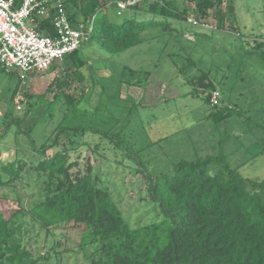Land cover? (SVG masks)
<instances>
[{
    "label": "trees",
    "instance_id": "16d2710c",
    "mask_svg": "<svg viewBox=\"0 0 264 264\" xmlns=\"http://www.w3.org/2000/svg\"><path fill=\"white\" fill-rule=\"evenodd\" d=\"M69 1L72 6L79 5V12L84 16L80 23L85 24L84 28L95 17L93 31L86 42L106 54L115 55L136 46L144 41L145 33L157 30L161 35L168 33L176 44L188 43L181 49L188 54L184 63L191 66L193 52L206 51V46L216 50L214 38L220 31L231 28L238 30V36L233 31H230L233 34L227 33L231 46L223 48L229 52L232 62L240 55L243 64L247 58H253L264 68V40L243 37L234 0H140L120 13L118 0H111L113 8L109 10L110 0H64L70 20L77 26L80 24L78 10L69 8ZM115 9L117 18L111 15ZM211 11L216 25L207 29L210 34L199 32L204 29L202 23H209ZM191 15L198 23L189 20ZM230 16L233 20L228 23ZM40 27L53 31L50 19L42 21ZM187 31L196 38H187ZM81 48L64 60L70 59L72 64L63 86L71 80L83 82L89 78L88 56L81 55ZM53 66L56 68L57 64ZM127 69L124 78L129 77L119 79L118 91L123 82L140 83L142 73L145 80L141 85L145 88L150 83V70ZM218 70L211 75V70L199 68L200 73L191 76L200 85L206 81L204 90L209 92L210 103L212 93L219 89L217 83L225 84L231 73L228 66L221 75ZM23 94L25 98L21 102L30 97L27 92ZM127 98L132 103L129 108L132 114L138 103L130 96ZM58 100L64 104L63 117L47 142L36 146L32 136L34 124L25 131L36 147L34 160L18 158L0 169L1 188L18 189L30 174L45 177L39 196L29 207L25 204L26 195L20 192L18 208L11 215L0 211V264H45L49 258L45 254L35 256L25 243L30 231L26 228L27 217L46 230L68 223L80 227V245L89 252L91 264H264V179L243 176L239 167L232 166L222 153L181 160L173 173L155 178L136 168L147 179L149 195L161 217L153 223L133 227L109 189L99 181L95 168L88 164L85 172L77 169L80 163L71 160V149L61 141V136L69 133L95 135L102 140L120 138L127 123L120 126L119 118L101 113L98 107H82L84 96L74 97L61 88L53 101L42 95L30 103L27 111L34 106L37 111H46L47 107L43 106L42 110L40 106L45 103L49 108L53 106L54 112ZM216 107L212 105L208 114L215 122L227 120L234 109L231 105L218 110ZM13 120L20 123L22 119L12 117L10 121ZM84 143L90 140L85 138ZM96 147L101 146L97 143Z\"/></svg>",
    "mask_w": 264,
    "mask_h": 264
},
{
    "label": "rangeland",
    "instance_id": "374dc122",
    "mask_svg": "<svg viewBox=\"0 0 264 264\" xmlns=\"http://www.w3.org/2000/svg\"><path fill=\"white\" fill-rule=\"evenodd\" d=\"M234 5L243 37L264 40V0H234ZM70 7L75 10L71 1ZM112 8L110 0L107 9ZM180 8L183 9V5ZM111 15L118 17L116 9ZM81 16L83 21L84 16ZM228 20L231 22L233 16ZM208 22L209 27L196 30L210 34L207 29L216 25L212 11ZM227 33L238 36L236 29L220 31L213 40L216 50L209 46L206 51L196 50L192 53L191 66L184 63L188 54L181 49L188 43L176 44L168 33L161 35L157 30L145 33L143 42L115 55L86 42L81 55L88 56L89 78L83 82L71 80L64 86L63 80L72 64L70 59L56 61V68L52 66L43 73H33L21 84L16 71L9 73L0 68V169L18 158L34 160L36 147L25 133L32 124L36 146L41 147L54 135L63 117L62 101L56 102L54 112L51 111L53 106L49 108L45 103L40 106L42 110L43 106L47 107L46 111H37V106L27 110L31 108L30 103L42 95L53 101L61 88L74 97L84 96L82 107H98L101 113L119 118L120 126L127 123L120 138L102 140L95 135L69 133L62 135L61 141L71 149V160L80 163L77 169L85 172L88 164L95 168L99 181L109 189L133 227L153 223L161 217L149 195V183L143 173L154 178L166 176L174 172L181 160L222 153L232 166L239 167L243 176L264 179V68L253 58H247L243 64L240 55L232 62L229 52L223 48L231 46ZM185 35L192 40L196 38L188 31ZM227 66L231 73L225 84L217 83L221 94L216 108L231 105L234 109L227 120L215 122L208 118L212 105L207 98L208 90H204L206 81L200 85L191 76L200 73L199 68L211 70V75L219 69L221 75ZM127 68L150 70V83L145 88L141 85L145 80L142 73L140 83L123 82L118 91V81L124 78ZM20 90L30 97L20 103L22 108L18 110L14 97ZM127 96L138 103L132 114L129 109L132 103ZM12 117L22 120L20 123L10 121ZM85 138L90 143H84ZM97 143L101 147H96ZM44 179L30 174L18 189L0 187V211L11 215L18 208L20 192L26 195L25 204L29 207L39 196ZM27 220L26 228L30 231L25 243L35 256L49 255L45 264H91L87 257L89 252L80 245V227L68 223L46 230L28 217Z\"/></svg>",
    "mask_w": 264,
    "mask_h": 264
},
{
    "label": "built area",
    "instance_id": "2783aa9c",
    "mask_svg": "<svg viewBox=\"0 0 264 264\" xmlns=\"http://www.w3.org/2000/svg\"><path fill=\"white\" fill-rule=\"evenodd\" d=\"M140 0H118L119 13L129 4ZM50 19L53 31L41 29L42 21ZM198 23L193 16L189 18ZM95 17L90 25H74L66 10L64 0H0V68L5 72L16 71L26 83L33 73H43L58 60L80 49L93 31ZM209 27L207 22L202 23ZM21 90L14 102L21 108L24 99ZM220 91L211 95V104L220 102Z\"/></svg>",
    "mask_w": 264,
    "mask_h": 264
},
{
    "label": "crops",
    "instance_id": "0c3cea01",
    "mask_svg": "<svg viewBox=\"0 0 264 264\" xmlns=\"http://www.w3.org/2000/svg\"><path fill=\"white\" fill-rule=\"evenodd\" d=\"M74 7H75V6H74ZM75 10H78V14H77L78 16H77V17H78V19H79V23H80V22H82V16H81L82 14L79 12V11H80V7H79V5H77V7H75ZM80 14H81V15H80ZM64 62H65V61H64Z\"/></svg>",
    "mask_w": 264,
    "mask_h": 264
}]
</instances>
